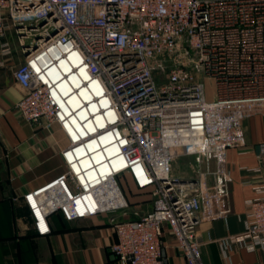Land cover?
Wrapping results in <instances>:
<instances>
[{"label":"built area","instance_id":"built-area-1","mask_svg":"<svg viewBox=\"0 0 264 264\" xmlns=\"http://www.w3.org/2000/svg\"><path fill=\"white\" fill-rule=\"evenodd\" d=\"M10 31L25 58L13 73L27 91L16 109L67 141L55 182L73 192L57 212L67 222L110 215L121 264H165L166 225L186 264H203L204 206L225 196L223 165L246 146L243 122L264 116V0H0V39ZM11 53L3 43L0 54ZM166 56L172 67L158 86ZM181 156L215 162L214 184L209 173L176 176ZM126 177L151 193L153 211L131 210ZM260 194L229 245L264 251ZM26 200L37 235L48 236L50 213Z\"/></svg>","mask_w":264,"mask_h":264},{"label":"crops","instance_id":"crops-1","mask_svg":"<svg viewBox=\"0 0 264 264\" xmlns=\"http://www.w3.org/2000/svg\"><path fill=\"white\" fill-rule=\"evenodd\" d=\"M9 34L13 38L16 35L10 31L0 39V48L8 43L12 49L9 56L0 54L3 64L0 66V264H121L111 252L116 236L110 215L67 222L57 212L58 206L73 192L70 185L55 182L66 171L61 151L67 141L56 125L47 129L42 121L28 123L16 109L27 91L13 73L25 58L19 41V47H15L6 40ZM243 128L246 146L229 149L223 165L229 175L224 185L225 196L219 204L213 201L204 206L205 214L201 215L198 232L204 243L203 264H264L263 250L248 251L228 244L229 238L244 232L247 202L258 198L260 190L264 191V156L260 153L264 144V116L246 119ZM216 170L215 162L199 163L195 159L189 176L180 177L195 178L209 173L210 187L214 184L211 173ZM122 185L130 201L126 186L134 187L127 177ZM145 193L149 195L139 197L152 200L150 207L141 208L147 213L154 209V198L150 192ZM27 196L39 198L50 213L51 233L46 237H39L34 229ZM206 214L219 215L210 218ZM162 255L165 264H186L167 225L163 230Z\"/></svg>","mask_w":264,"mask_h":264},{"label":"rangeland","instance_id":"rangeland-1","mask_svg":"<svg viewBox=\"0 0 264 264\" xmlns=\"http://www.w3.org/2000/svg\"><path fill=\"white\" fill-rule=\"evenodd\" d=\"M9 35H8V38H6V40L11 42V44L13 46H15V47L18 46L19 47V45H18V41H19L18 37L15 35V37H14L15 40H14V38L11 35L10 36ZM22 53L23 52H21V54ZM159 59L164 61V67L159 69V70H156L154 72L156 84L158 86L163 85L165 83L166 78H167V74L171 70V67H172V64L167 62V61H169L167 56H166V59H163V58H159ZM203 83H205L206 88L208 89L209 96L211 97L212 88H213L211 82H209L208 80H206V81L203 80ZM195 159H197V158L196 157H190L189 159H187V158H184L182 160L177 159L176 162L174 163V166H173L174 174L176 176L186 175V174L188 175L189 174L188 172L191 170L192 165L195 164ZM126 192L128 193V196L130 197V208H131V210H133V211L134 210L142 211L141 208H145L147 206L150 207L152 205V200L150 199V197H149V199L148 198L140 199L141 197H139L141 195H142V197H144L148 193L137 191L134 188L131 189L129 186H126ZM153 206H154V199H153Z\"/></svg>","mask_w":264,"mask_h":264},{"label":"water","instance_id":"water-1","mask_svg":"<svg viewBox=\"0 0 264 264\" xmlns=\"http://www.w3.org/2000/svg\"><path fill=\"white\" fill-rule=\"evenodd\" d=\"M21 26V24H18V27H20ZM30 28L32 27V25L31 26H29ZM22 46H25V43H23L22 42Z\"/></svg>","mask_w":264,"mask_h":264}]
</instances>
